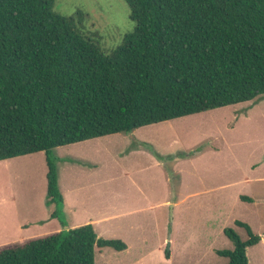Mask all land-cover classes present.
Here are the masks:
<instances>
[{
  "label": "trees",
  "instance_id": "trees-1",
  "mask_svg": "<svg viewBox=\"0 0 264 264\" xmlns=\"http://www.w3.org/2000/svg\"><path fill=\"white\" fill-rule=\"evenodd\" d=\"M134 23L105 53L87 15L55 0H0V161L45 153L46 206L62 216L52 150L264 98V0H122ZM0 247V264H95L127 247L93 225ZM224 235L227 264H249L260 237Z\"/></svg>",
  "mask_w": 264,
  "mask_h": 264
},
{
  "label": "rangeland",
  "instance_id": "rangeland-1",
  "mask_svg": "<svg viewBox=\"0 0 264 264\" xmlns=\"http://www.w3.org/2000/svg\"><path fill=\"white\" fill-rule=\"evenodd\" d=\"M53 10L66 17L85 13L86 31L105 53L134 28L122 0H55ZM52 155L64 199L59 219L51 217L54 206H46L44 152L0 161V247L107 209L132 211L128 220L138 229H119L125 218L105 223L114 227L97 225L98 237L127 248H95V264H227L216 254L233 249L224 230L247 239L235 221L264 237V98L57 147ZM249 182L254 192L245 191L254 193V202L248 204L235 192ZM224 184L230 188H218ZM207 188L214 190L187 198ZM246 256L249 264H264V241L247 248Z\"/></svg>",
  "mask_w": 264,
  "mask_h": 264
},
{
  "label": "crops",
  "instance_id": "crops-1",
  "mask_svg": "<svg viewBox=\"0 0 264 264\" xmlns=\"http://www.w3.org/2000/svg\"><path fill=\"white\" fill-rule=\"evenodd\" d=\"M160 161H161V163H157V164L160 165L161 167H163L164 169H166V163H164L163 160H160ZM170 170H171V174H173V170L172 169H170ZM244 180H245V177H244ZM107 183H108V181L104 182L103 184H100V186L105 185ZM227 185L228 184H224V185L219 186L218 188H220L222 190L223 189H229L230 185L229 186H227ZM251 185H252L251 182L245 183L242 186V188H240V190L235 192V199L240 200V201L245 202V203H248V204L249 203H253L254 202V198H253L254 193H253V195H251V194H249L248 192L245 191L248 187H251V190L254 192V189L252 188ZM94 186H97V185H94ZM103 188L105 189V193L107 194V192H108L107 187H103ZM212 190H214V189H212ZM212 190L207 188V189H202L201 192L191 191V193H189L187 195V198H189V197L193 198L195 195L197 196L200 193H202V194L206 193L205 195H209ZM176 204H177V202L174 205H176ZM113 212H114L113 210L107 209L105 214H103V215L95 216L94 218L92 217V218L86 219V220H84L82 222H75L70 227H68V226L67 227L68 228H77V227H80V226H83V225L91 224V225H93V228L96 229L97 225H101L102 226L105 223L111 222V221H113L115 219L125 218L126 222H124L123 225L119 226L118 227L119 229H126V231H128V232H135V230L138 229L137 225L135 223H132L133 221L128 220L129 216L132 215V213H133L132 211L124 210L122 213H119V214L118 213H113ZM235 222H234V224H235ZM106 226L107 227H114V226H109V225H106ZM58 231H60V230H58V229L55 230V232H58ZM263 238H264L263 236L260 237V241H259L260 243H263V241H264Z\"/></svg>",
  "mask_w": 264,
  "mask_h": 264
}]
</instances>
